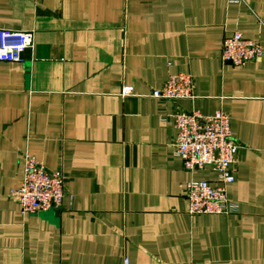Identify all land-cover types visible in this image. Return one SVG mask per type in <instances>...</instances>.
<instances>
[{
    "label": "crops",
    "instance_id": "1",
    "mask_svg": "<svg viewBox=\"0 0 264 264\" xmlns=\"http://www.w3.org/2000/svg\"><path fill=\"white\" fill-rule=\"evenodd\" d=\"M263 17L264 0H0V28L34 43L0 61V264H264V54L222 58L237 31L264 48ZM178 72L195 98L150 95ZM183 109L230 114L239 213L188 212L187 183L217 177L175 154ZM24 151L65 172L58 207L20 212Z\"/></svg>",
    "mask_w": 264,
    "mask_h": 264
},
{
    "label": "built area",
    "instance_id": "2",
    "mask_svg": "<svg viewBox=\"0 0 264 264\" xmlns=\"http://www.w3.org/2000/svg\"><path fill=\"white\" fill-rule=\"evenodd\" d=\"M264 26V17L259 19ZM33 33L0 28V61L20 62L24 52L32 48ZM264 54L263 46L237 31L224 41L222 58L235 65H243ZM193 76L178 72L168 77L162 87L152 90L156 98L193 99ZM134 85H124L122 96L135 94ZM177 138L175 154L188 171L210 169L217 183L207 179H192L186 185L188 212L194 214L232 215L240 211L239 204L227 193V186L235 181V163L240 144L232 134L231 116L223 110L203 115L197 110H180L174 115ZM23 179L11 189L23 215L36 214L58 207L67 195L66 175L62 169H49L44 161L29 151L22 154ZM126 263L128 260L126 259Z\"/></svg>",
    "mask_w": 264,
    "mask_h": 264
}]
</instances>
